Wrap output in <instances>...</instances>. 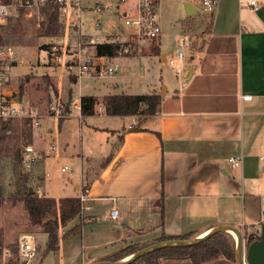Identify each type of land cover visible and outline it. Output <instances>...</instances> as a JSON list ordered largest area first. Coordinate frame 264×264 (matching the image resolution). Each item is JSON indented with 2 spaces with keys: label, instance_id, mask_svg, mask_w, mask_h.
Segmentation results:
<instances>
[{
  "label": "crops",
  "instance_id": "0c3cea01",
  "mask_svg": "<svg viewBox=\"0 0 264 264\" xmlns=\"http://www.w3.org/2000/svg\"><path fill=\"white\" fill-rule=\"evenodd\" d=\"M215 1L207 14L209 29L190 48L186 67L180 64L183 71L172 93L168 86L146 93L161 96L155 115L139 120L125 116L130 118L126 126H99L85 120L105 115L101 104L93 116L82 117L80 97L94 95L79 96V118L87 133L110 132V138L105 146L99 144L98 155L96 150L78 154V177L63 187L69 194L52 196L82 197L88 207L64 229L81 226L68 236L84 248L71 264L101 261L125 245L153 243L161 235L202 236L220 225L238 227L242 234L259 232L264 221V0H254L257 11L248 5L250 0ZM184 2L196 7L194 15L199 10L205 14L196 0ZM95 4L103 3L82 0L83 11ZM131 7L130 1L121 13ZM158 41L155 57L165 64L168 58L160 49V37ZM128 71L123 67L118 77H132ZM117 79L107 83L114 86ZM93 83L86 81L84 87ZM243 95L252 98L245 101ZM38 152L46 157L45 149ZM230 157H241L240 166L231 168ZM112 209L119 214L115 220L109 217Z\"/></svg>",
  "mask_w": 264,
  "mask_h": 264
},
{
  "label": "rangeland",
  "instance_id": "374dc122",
  "mask_svg": "<svg viewBox=\"0 0 264 264\" xmlns=\"http://www.w3.org/2000/svg\"><path fill=\"white\" fill-rule=\"evenodd\" d=\"M97 1H101L104 4H102L103 12L96 13L93 9L84 10L81 17L82 33L90 36L84 35L85 37L99 42L103 39H117L125 45V48L129 49L127 53H120L117 58H108V61L120 66V70L111 76V78H118L114 86L107 83L110 77L103 80H76V83H78L75 84L76 86H72L73 91L71 89V92H69V88H71L69 81L72 76L65 74L62 63H55L53 60V55L63 54L62 41L64 38L62 37L65 35L63 25L61 24L59 27L56 36L51 38L39 37L40 26L44 21L41 9L46 6V3L43 6L25 9L26 12L20 18V25L16 33H5L7 29L5 27L6 22L0 26V36L4 41L6 39L9 40V42L2 41V43L12 45L18 56L23 60L22 64H16L8 69L11 88L16 91L23 103L34 108L38 115L42 117L40 126L36 129L32 127L33 141L30 145L37 152L39 149H46L50 142H54L56 147L54 156L45 153L46 157L44 158L38 152L40 160H30L24 151L25 147L29 145L23 144L20 133V129L26 122L23 120L11 121V131L6 133L7 135L3 140H0V185L5 197L0 203V264H7L8 259L12 256L10 246L17 243L20 235L24 233L32 234L36 240L38 247L36 264H71L75 257H81L82 255L84 248L82 249L81 247L83 246L79 242L73 244V239L65 237L62 239L60 248L57 251L50 252L44 256L46 235L42 233L40 226H31L28 223V215L22 202H13L10 198L20 185L21 175H25L26 171L29 177L27 187L30 186L38 195H48L50 197L55 195L56 197V195H62L61 193L63 192L69 194L67 189H63V187L68 180L71 179L70 181H72L78 177L79 167L76 165L77 161H75L77 160V155L80 153L86 154L90 150H96V155H98L100 153L98 148L102 150L99 144L105 146V138H110V132L103 131L93 135L87 133L85 122L79 118L77 108L79 96L82 93H90L96 96L98 100L97 112L99 111L102 96L105 94L122 92L127 94H146L153 91L160 93L163 86H168V92L172 93L181 78V76L175 77L173 68L167 63L162 64L150 53L152 42L155 41L157 43L158 38L138 41L132 37V31L124 27L125 14L132 15V7L129 8L130 12L127 10V13L123 14L121 13L124 10L122 7L125 5L119 6L116 0ZM183 3L184 0H158L156 21L160 27V49L163 54L167 55L168 59H173L176 52L180 49V39H186V44L183 47L184 59L183 63L181 62V65L186 67L191 54L190 48L192 49L195 44L199 45L201 43L199 41L200 38L204 36V31H207L206 24L209 21V15L203 14L199 10L198 14L188 17L184 14ZM196 6L200 7L201 5L196 2ZM95 23H99V27H95ZM114 30L115 34H113ZM45 44L50 45V49L51 46H56V53L52 55L51 51L49 57L46 51L40 49ZM92 51L93 49H91ZM63 60H66V58H63ZM125 66H128V75L132 77L121 80L118 76L121 75V70ZM58 77L61 83H58ZM86 81H94L96 83H93L94 85L91 88H85L84 84ZM20 84L22 91L19 89ZM73 97H75V103ZM67 103L70 104L69 110H71L69 118V112H66L65 107ZM74 104H76V107H74ZM60 105L65 108V117L60 120L68 119L58 126V121L51 118V115L54 114V109ZM144 118H147V116L141 115L138 116L137 120ZM85 121L96 123L99 126L120 127V125L126 126L130 123V118L118 116L111 118L106 115L100 116L96 114L94 118L86 119ZM137 125L135 124L134 127ZM17 150H19L21 156L20 161L15 157ZM70 158H75L74 162H71ZM65 166L69 170L65 174H61L60 169ZM71 224L68 223L67 226ZM65 227L60 228L58 231L59 235L66 232L64 230ZM228 235L235 244V237ZM5 250L10 253L7 258L3 257ZM84 251V259L88 261V254H86V250ZM217 263L229 264L222 259H218ZM234 264H237L236 261Z\"/></svg>",
  "mask_w": 264,
  "mask_h": 264
},
{
  "label": "trees",
  "instance_id": "16d2710c",
  "mask_svg": "<svg viewBox=\"0 0 264 264\" xmlns=\"http://www.w3.org/2000/svg\"><path fill=\"white\" fill-rule=\"evenodd\" d=\"M4 4H11L14 1L25 0H0ZM155 8L157 7V0L155 1ZM24 8L18 9L17 15L8 16L6 19L7 29L5 33H16L20 25V18L25 14ZM42 19L44 21L41 24V32L39 37L51 38L57 35L59 27L61 26L60 19V6L56 0H47L46 6L41 9ZM210 26V19L206 24L207 31ZM157 39V38H156ZM5 41L0 36V42ZM125 45L117 39L107 40L103 39L95 45V53L97 57L105 58H117ZM193 48V47H192ZM41 50L46 51L51 55L50 45L45 44L40 47ZM150 53L154 56H158L159 41L152 42ZM76 78H71L69 84L74 85ZM20 91H22L21 84L19 85ZM71 92V91H69ZM161 96L159 94H109L105 95L101 99V106L103 113L106 116H153L159 111ZM70 104H65L66 112L68 113ZM98 100L94 96L84 95L79 99L80 114L82 117L93 116L96 112ZM62 120H59L60 123ZM11 121H0V140L6 137V133L11 131ZM132 128V127H131ZM132 128L130 130H135ZM21 137L24 145H30L33 141V131L30 122H25L24 126L20 129ZM16 159L21 160L19 150L16 151ZM113 152L103 162L105 166L112 158ZM25 175L20 177V185L17 190L10 196L13 202H22L24 209L28 215V223L31 226H40L42 233L46 235L44 243L43 255H47L50 252H55L59 249L60 240L68 237L70 234L77 231L81 226L76 225L72 229L66 231L62 235H59L60 228H64L68 223L77 218L82 212V202L80 197H64L54 198L49 196H39L36 192L29 193L27 184L29 183V177ZM86 189V188H85ZM84 189V190H85ZM3 192L0 185V203L4 200ZM247 243L253 241L254 234L244 233ZM195 237L192 233L182 236H165L161 235L153 243H158L166 240H184ZM152 243V244H153ZM151 243H131L125 245L119 250L103 258V261H118L125 257L132 255L133 253L149 246ZM12 256L8 259L7 264H21L18 253V242L10 246ZM235 244L231 240L228 233H217L202 243L191 247H176V248H164L148 253L131 264H164L165 262L175 263H190V264H218L217 260L222 259L229 264L235 263ZM216 261V262H215Z\"/></svg>",
  "mask_w": 264,
  "mask_h": 264
},
{
  "label": "built area",
  "instance_id": "2783aa9c",
  "mask_svg": "<svg viewBox=\"0 0 264 264\" xmlns=\"http://www.w3.org/2000/svg\"><path fill=\"white\" fill-rule=\"evenodd\" d=\"M47 0H25L14 1L11 4H4L0 1V26H2L8 16L17 15L19 8L32 9L33 7L45 5ZM132 2V15L124 17V27L132 31V37L138 41L153 40L159 37L160 27L156 21V0H116L119 6L126 5ZM200 3L203 12L211 14L216 4L215 0H196ZM60 6V19L65 31L62 37L63 54L56 55V46H51L53 60L55 63H62L67 76L75 77L77 81L84 79L103 80L111 78L119 70L120 66L108 61V58L97 57L95 53V45L99 41L92 38H87L81 31L82 26V0H56ZM250 8L254 11L258 10V5L254 0L248 2ZM94 12L102 13L103 6L95 4L93 7ZM95 27H99V23H95ZM186 44V39H180V49L176 52L173 59H167L166 63L173 68L175 77L182 74V66H180L184 55L183 47ZM91 49L93 51L91 52ZM128 48L123 47L121 51L127 53ZM63 58L66 60H63ZM23 60L18 56L15 48L12 45L0 42V121H14L23 120L30 122L33 128L40 126L41 116L38 115L36 110L23 103L15 90L11 88L10 77L8 69L16 64H22ZM251 95H243L242 100H251ZM75 105V104H74ZM76 106V105H75ZM53 109V108H52ZM80 110V107H79ZM65 108L60 105L54 109V114L51 118L59 121L64 118ZM25 154L29 156L30 160H40V154L34 150L32 145L25 147ZM47 155H55L56 147L54 142H50L45 149ZM264 161V156L262 157ZM242 162L241 157H230L228 163L231 168H237ZM69 170L68 167L60 169L61 174H65ZM83 204V198L81 197ZM88 210V207L82 205V211ZM118 211L112 209L109 217L112 220L118 218ZM18 253L21 262L24 264H36V257L38 254V247L36 240L32 234L24 233L18 238ZM10 256L8 250L3 252V257Z\"/></svg>",
  "mask_w": 264,
  "mask_h": 264
},
{
  "label": "water",
  "instance_id": "95a60500",
  "mask_svg": "<svg viewBox=\"0 0 264 264\" xmlns=\"http://www.w3.org/2000/svg\"><path fill=\"white\" fill-rule=\"evenodd\" d=\"M184 14L188 17L193 16L197 9L189 3H183ZM29 193L33 194L34 190L29 186ZM217 233H228L235 235V260L237 264H264V221L260 225L259 232L254 234V239L250 243H247L244 234L238 227L230 225H220L212 228L206 234L202 236H196L190 239L184 240H166L158 243H153L132 255L125 257L118 261H95L89 264H131L138 260L140 257L151 253L153 251L164 249V248H176V247H191L202 243L211 236ZM24 264V262H21ZM164 264H179L175 262H165ZM190 264V263H182Z\"/></svg>",
  "mask_w": 264,
  "mask_h": 264
},
{
  "label": "bare ground",
  "instance_id": "6f19581e",
  "mask_svg": "<svg viewBox=\"0 0 264 264\" xmlns=\"http://www.w3.org/2000/svg\"><path fill=\"white\" fill-rule=\"evenodd\" d=\"M233 237H235V235L234 234H231ZM236 238V237H235Z\"/></svg>",
  "mask_w": 264,
  "mask_h": 264
}]
</instances>
